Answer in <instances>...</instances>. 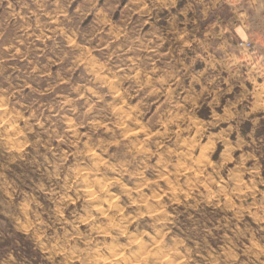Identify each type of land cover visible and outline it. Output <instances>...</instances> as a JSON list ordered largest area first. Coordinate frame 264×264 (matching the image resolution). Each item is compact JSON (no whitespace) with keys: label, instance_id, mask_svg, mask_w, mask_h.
Wrapping results in <instances>:
<instances>
[{"label":"clouds","instance_id":"9594fccd","mask_svg":"<svg viewBox=\"0 0 264 264\" xmlns=\"http://www.w3.org/2000/svg\"><path fill=\"white\" fill-rule=\"evenodd\" d=\"M0 264H264V0H0Z\"/></svg>","mask_w":264,"mask_h":264}]
</instances>
